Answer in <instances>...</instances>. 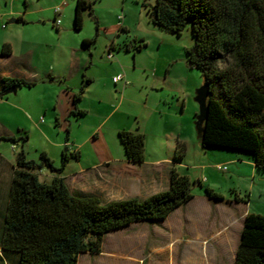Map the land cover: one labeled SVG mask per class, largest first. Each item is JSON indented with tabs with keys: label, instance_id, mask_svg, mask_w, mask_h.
<instances>
[{
	"label": "trees",
	"instance_id": "obj_1",
	"mask_svg": "<svg viewBox=\"0 0 264 264\" xmlns=\"http://www.w3.org/2000/svg\"><path fill=\"white\" fill-rule=\"evenodd\" d=\"M93 5L90 0H77V30L84 26L85 12L93 14ZM148 12L154 25L177 35L191 28L194 45L187 50V61L210 84L209 116L201 145L245 154L257 172L264 173V0H156ZM2 52L10 54V45L5 44ZM88 83L76 94L75 103L82 99ZM119 137L128 161L142 164L145 135L122 130ZM2 140L22 143L1 237L2 254L17 259V264H78L84 253L101 254L108 234L137 222L162 221L194 198V182L175 166L170 171L169 190L143 200L105 203L93 195L74 194L62 173L79 153L68 154L64 149L62 164L56 167L46 153L40 162L28 159L24 150L28 136ZM179 159L178 150L175 160ZM45 166L55 173L50 182L41 181L38 175ZM206 193L218 200L214 190L207 188ZM235 264H264V215L245 217Z\"/></svg>",
	"mask_w": 264,
	"mask_h": 264
},
{
	"label": "rangeland",
	"instance_id": "obj_2",
	"mask_svg": "<svg viewBox=\"0 0 264 264\" xmlns=\"http://www.w3.org/2000/svg\"><path fill=\"white\" fill-rule=\"evenodd\" d=\"M64 1L70 4L64 8L60 19L63 24H72L76 0H0V44L15 25L11 20L18 18L11 15L13 9L21 12L25 19L52 24L56 6H61ZM90 1L94 4V12H85L83 32L95 39L90 51L99 59L107 60L108 48L105 39L97 33L96 18L110 25L119 15L118 20L121 23L125 20L129 29L124 34L129 40L123 44L121 51L123 60L129 65V91L125 100H121V93L114 94V97L108 95L113 99L109 112L115 111L103 125L102 133L111 137L109 129L123 122L129 127L122 130H139L145 135V158L148 161L168 156L174 158L179 150L182 155L179 162L183 163L181 172L188 173L194 182L191 190L194 200L159 225L137 224L107 236L101 254L84 253L78 264H235L236 246L230 247L227 253H206L202 252L205 249L200 244L205 245V242L201 243V240L213 233L220 236L226 231L230 235L235 234L237 228L233 226H237V222L229 225V221L222 220V215L226 218L231 215V219L235 215L238 221L243 220V205L234 208L239 201L247 202L244 207L248 214L264 215V175H255L248 162H227L232 157L228 150L204 148L200 143L195 125L199 113L195 95L204 84V78L201 71L192 68L187 61V50L194 45L191 28L187 27L181 35H177L154 25L148 6L156 0ZM143 44L146 46L137 48ZM4 96L7 98L10 93ZM95 115L91 112L87 119L98 124L102 119ZM9 124L14 128V124ZM41 143L38 137H34L31 145H25L29 160L39 161L36 148ZM13 144L0 141V154L8 162H12L22 150L20 141L15 143L16 150ZM218 164L227 166L228 170L220 171ZM103 177L98 176L99 180ZM198 180L201 184H197ZM9 182L5 171H1L0 264H17V259L2 254L1 248ZM207 188L218 195V200L215 199L217 203L208 197ZM224 249L229 248H213Z\"/></svg>",
	"mask_w": 264,
	"mask_h": 264
},
{
	"label": "crops",
	"instance_id": "obj_3",
	"mask_svg": "<svg viewBox=\"0 0 264 264\" xmlns=\"http://www.w3.org/2000/svg\"><path fill=\"white\" fill-rule=\"evenodd\" d=\"M69 4L70 2L64 1L61 6H56L62 10L58 15L54 12L52 24L25 19L21 12L15 9L10 12L18 18L8 31L9 36L0 44V92L4 95V90L14 85H17V91L10 93L7 98L0 96V135L16 139L28 136L26 144L30 145L33 138L38 137L42 142L36 148L40 159L34 161L40 162L41 154L46 153L56 167L62 164L64 149H67L68 154L79 153V157H72L69 160L62 173L69 190L74 194L93 195L107 203L129 198L146 199L169 190L172 167H177L181 174L189 176L188 173L181 172L183 163L176 161L175 157L168 156L152 161L145 158L142 164H132L127 159L119 137V132L128 129L129 126L123 122L116 128L109 129L111 137L102 133L103 125L115 111L114 109L109 112L113 101L109 96L114 97V94L121 93L123 96L121 100H125L129 91V65L123 60L121 53L123 44L129 40L125 36L129 31L125 20L121 23L118 15L113 24L107 25L101 22L100 18H96L97 33L105 39L108 54L111 52L113 55L112 58L107 56V60L104 61L90 51L94 42L84 44L85 41H95L83 32L85 17L84 26L80 30L75 28L74 21L72 24H63L60 17ZM56 19L61 20L60 25L55 24ZM5 44L10 45V54H3ZM119 74H123L125 80L115 83L114 78ZM13 81H23L30 85L13 84ZM8 83L11 84L5 89ZM86 83L88 85L82 99L75 103L76 94ZM117 107L118 104L115 108ZM91 112L96 114L95 117L102 119L98 124H93L94 121L87 119ZM9 123L14 124V128ZM136 132L141 133L139 130ZM13 145V149L16 150L17 145ZM227 152L232 154L227 162L239 164L248 162L254 174H259L250 157L231 150ZM16 159L17 157L8 162L0 154V173L5 171L8 180L10 179L9 191ZM38 175L41 181L50 182L55 173L45 166L39 170ZM98 176H104V179L99 180ZM189 178L192 180L190 176ZM193 200L176 209L170 216ZM240 205L244 208L241 209L243 220L238 221L235 215L232 219L229 214H227L229 218L222 215V220L229 221V225L237 222V226H233L237 228L235 234L230 235L226 231L221 236L217 233L207 235L201 240V243L205 242V245L200 244L205 249L202 252L227 253L230 247L235 246L238 249L245 217L248 214V210H245L247 202L239 201L235 203L234 208L238 209ZM168 218L155 223H133L107 236L125 231L137 224L159 225ZM233 236H236L234 240L231 239ZM219 247L229 249L213 250Z\"/></svg>",
	"mask_w": 264,
	"mask_h": 264
},
{
	"label": "water",
	"instance_id": "obj_4",
	"mask_svg": "<svg viewBox=\"0 0 264 264\" xmlns=\"http://www.w3.org/2000/svg\"><path fill=\"white\" fill-rule=\"evenodd\" d=\"M16 19H12L11 23H15ZM17 91V85H14L13 87L7 89L4 91V95H7L9 93H16ZM210 95V84L204 83L200 88L196 90L195 95V101L199 105V113L196 117V130L198 133L199 139H202L203 133H204V124L208 119L209 116V109H208V98Z\"/></svg>",
	"mask_w": 264,
	"mask_h": 264
},
{
	"label": "built area",
	"instance_id": "obj_5",
	"mask_svg": "<svg viewBox=\"0 0 264 264\" xmlns=\"http://www.w3.org/2000/svg\"><path fill=\"white\" fill-rule=\"evenodd\" d=\"M61 10H62L61 7L56 8V11H55L56 15H58V14L61 12ZM55 24L60 25V24H61V20H60V19H56ZM108 57H109V58H112V57H113V55H112L111 52H109ZM124 80H125V76H124L123 74H119V75H117V76L114 78V82H115V83H118V82H120V81H124ZM126 84H128L127 81H126ZM218 169H219L220 171H222V172H225V171L228 170V169H227V166H222V165H219V166H218Z\"/></svg>",
	"mask_w": 264,
	"mask_h": 264
}]
</instances>
